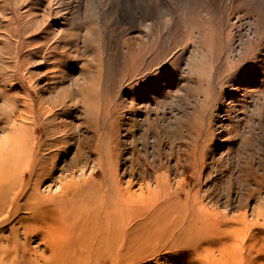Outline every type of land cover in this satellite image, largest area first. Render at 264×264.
I'll return each instance as SVG.
<instances>
[{"label": "rangeland", "instance_id": "374dc122", "mask_svg": "<svg viewBox=\"0 0 264 264\" xmlns=\"http://www.w3.org/2000/svg\"><path fill=\"white\" fill-rule=\"evenodd\" d=\"M0 264H264V0H0Z\"/></svg>", "mask_w": 264, "mask_h": 264}, {"label": "bare ground", "instance_id": "6f19581e", "mask_svg": "<svg viewBox=\"0 0 264 264\" xmlns=\"http://www.w3.org/2000/svg\"><path fill=\"white\" fill-rule=\"evenodd\" d=\"M32 209V208H31ZM34 211V210H33Z\"/></svg>", "mask_w": 264, "mask_h": 264}]
</instances>
